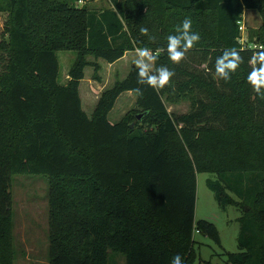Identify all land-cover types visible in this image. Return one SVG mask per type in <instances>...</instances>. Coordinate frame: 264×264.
<instances>
[{"label": "trees", "instance_id": "1", "mask_svg": "<svg viewBox=\"0 0 264 264\" xmlns=\"http://www.w3.org/2000/svg\"><path fill=\"white\" fill-rule=\"evenodd\" d=\"M80 1L0 0V264H14L17 174L49 178L50 264H109L110 250L126 264H170L176 254L193 264L196 227L221 241L215 223L195 221L201 172L216 175L208 185L222 207L243 211L240 251L227 252L224 264H264V98L247 82L250 58L264 48V0H111L105 9ZM248 10L259 11L263 24L248 30L244 47ZM186 17L201 37L186 54L205 68L168 58L167 37ZM144 47L158 56L154 69L175 72L171 85H138L133 65L101 93L90 116L80 96L85 68L94 67L100 80L98 59L115 63ZM231 47L244 63L225 82L214 66ZM60 50L77 52L65 84ZM128 91L137 108L111 122ZM164 95L190 99L191 111L170 113Z\"/></svg>", "mask_w": 264, "mask_h": 264}, {"label": "rangeland", "instance_id": "2", "mask_svg": "<svg viewBox=\"0 0 264 264\" xmlns=\"http://www.w3.org/2000/svg\"><path fill=\"white\" fill-rule=\"evenodd\" d=\"M79 6L84 4L96 9L112 7L111 0H84L77 2ZM6 15L0 14V29H3ZM244 35L248 30H257L263 24L261 14L257 10H248L242 20ZM186 54L185 59L193 68H205L206 63L200 65L194 60L199 61L198 57L189 58ZM60 64L59 82L67 83L69 70L76 57V51L60 50L57 52ZM136 53H130L119 62L108 63L98 59L101 64L99 71L100 80L94 79V67L85 68V78L80 84V95L83 109L91 116L97 105L98 96L111 87L118 79L127 76ZM88 59L95 61L90 56ZM154 67V66H153ZM95 80L97 82H95ZM100 88V89H98ZM98 90V91H97ZM133 93V92H132ZM199 98L204 97L200 90H195ZM134 94V93H133ZM88 97H91L90 99ZM100 98V96H99ZM164 100L168 110L172 114H186L191 111L192 103L190 99H180L176 102H168L164 95ZM136 97L122 94L114 108L109 114L111 122L121 120L127 112L137 108ZM209 179H216V175L208 172L197 174V200L195 209V221L208 220L216 224L221 241L215 242L206 233L194 231V250L196 258L193 264H224L227 261V252H239V235L241 223L239 218L243 211L238 206L229 205L222 207L216 194L208 185ZM49 178L41 175L17 174L12 177V216H13V254L14 264H50V224H49ZM109 264H126L125 256L115 251H109Z\"/></svg>", "mask_w": 264, "mask_h": 264}, {"label": "clouds", "instance_id": "3", "mask_svg": "<svg viewBox=\"0 0 264 264\" xmlns=\"http://www.w3.org/2000/svg\"><path fill=\"white\" fill-rule=\"evenodd\" d=\"M140 33L149 36L150 40L153 39L146 27H141ZM175 33L167 37L166 51L169 60L174 64H179L185 59L186 53L200 41L201 37L199 33L192 31V20L187 17L181 25L176 27ZM157 59L158 56L147 47L136 49V58L133 63L137 69L138 85H148L154 90H160L171 85L175 72L164 65L154 69L153 66ZM242 63H244V59L240 51L235 47L226 48L215 61V75L228 82ZM249 63L252 65V69L248 73L247 82L252 86L255 93L264 98V48L255 51ZM133 91L138 96L143 94L139 87ZM170 264H184V260L179 254H176L171 258Z\"/></svg>", "mask_w": 264, "mask_h": 264}, {"label": "built area", "instance_id": "4", "mask_svg": "<svg viewBox=\"0 0 264 264\" xmlns=\"http://www.w3.org/2000/svg\"><path fill=\"white\" fill-rule=\"evenodd\" d=\"M240 30H241V32H242L241 42L243 43V46H244V47H247V46H246L247 38H246V36L244 35V26H243L242 22H241ZM249 47L257 48L258 45H257V44H252V45H250ZM198 231H199V230H198Z\"/></svg>", "mask_w": 264, "mask_h": 264}, {"label": "crops", "instance_id": "5", "mask_svg": "<svg viewBox=\"0 0 264 264\" xmlns=\"http://www.w3.org/2000/svg\"><path fill=\"white\" fill-rule=\"evenodd\" d=\"M247 12V11H246ZM130 53H136V50L135 51H130V52H127L126 54H125V56L122 58V59H124L125 57H127V55H129ZM122 59H120V60H118V61H116V62H119V61H121ZM115 62V63H116ZM114 63H112V65H113ZM128 74V73H127ZM95 82H97L96 80H95ZM98 89H100V88H98ZM106 89V88H105ZM98 91V90H97ZM124 93H126L128 96H132V97H136V99H137V96L135 95V94H133L131 91H128V92H124ZM123 93V94H124ZM81 96V95H80ZM98 96V99H99V96L100 95H97ZM89 99L91 98V97H88ZM97 102H98V100H97Z\"/></svg>", "mask_w": 264, "mask_h": 264}, {"label": "water", "instance_id": "6", "mask_svg": "<svg viewBox=\"0 0 264 264\" xmlns=\"http://www.w3.org/2000/svg\"><path fill=\"white\" fill-rule=\"evenodd\" d=\"M142 116H143V114H138V115H137V119H141ZM134 126H135V123H132V124H131V127L133 128Z\"/></svg>", "mask_w": 264, "mask_h": 264}]
</instances>
